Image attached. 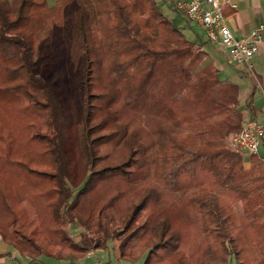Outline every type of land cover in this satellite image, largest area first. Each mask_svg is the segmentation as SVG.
Here are the masks:
<instances>
[{
	"label": "trees",
	"instance_id": "1",
	"mask_svg": "<svg viewBox=\"0 0 264 264\" xmlns=\"http://www.w3.org/2000/svg\"><path fill=\"white\" fill-rule=\"evenodd\" d=\"M67 23L80 69L74 110L42 72ZM210 41L189 37L159 0H0V55L16 56L9 70L18 75L0 90L45 110L32 136L51 163L16 161L53 185L9 189L6 241L31 260L61 244L74 261L113 241L119 259L146 255L144 264H264V161L252 154L245 167L244 151L227 144L244 109L257 112L255 88L242 109L238 83L212 62L200 68ZM15 111L21 127L34 123ZM76 222L89 239L71 238Z\"/></svg>",
	"mask_w": 264,
	"mask_h": 264
},
{
	"label": "rangeland",
	"instance_id": "2",
	"mask_svg": "<svg viewBox=\"0 0 264 264\" xmlns=\"http://www.w3.org/2000/svg\"><path fill=\"white\" fill-rule=\"evenodd\" d=\"M49 4H54L57 0H48ZM161 6L166 14L169 15L171 20L180 26L186 33L193 34L195 30H200L196 25L191 24L190 26L188 20L185 19L183 13H179L178 11H171L173 8L170 5L169 0H159ZM71 4L68 7H73ZM194 29V31H192ZM70 45V37L68 34V23L67 25L58 33L57 42L52 48V52L45 59V62L42 65V72L46 74V76L55 83V86L60 91V97L62 98L64 104L69 106L72 110L75 109L77 105V95H79L81 89L79 86L78 79L80 77V69L74 66L73 60L70 56L69 51ZM16 56H11L10 58H6L0 55V85L2 87L5 84L11 82L12 80H16L18 75L16 72H12L9 69L13 68L16 64ZM208 60H205L204 63L200 66L203 68L205 63ZM13 66V67H12ZM249 90V87L246 89L243 88L241 99L244 101L245 93ZM16 106H20L30 119L33 121V124H26V128L21 127V124L17 120V112L15 111ZM45 110L41 108H36L30 106L28 101L20 95H8L4 89L0 90V139L1 144L0 148L2 151V156L0 158V212L5 210V205H1V201L4 198H7L9 202L12 201L13 197L11 195V191L9 189H22L26 190L27 185H32L33 188L37 189L42 187L41 184L45 186H53L50 182L51 180L47 179V182H43L46 179L44 176L36 174L34 172H29L25 166L20 165L16 160L26 161L29 165L36 168H50V154L48 150V146L46 143L38 140L32 136V133L36 129H42L45 126L44 119ZM146 114L143 113L141 118V122L147 126V117ZM245 120L252 119L248 114L245 116ZM31 123V122H30ZM232 134V133H231ZM230 134V135H231ZM229 137L227 138V144L229 146ZM76 135L71 136L68 141V149L69 151H74L76 148ZM242 150V149H240ZM244 151V150H243ZM246 155L251 156L244 151ZM260 156L259 153H257ZM261 158L262 157H258ZM245 166V165H244ZM249 167V166H248ZM27 184V185H26ZM67 185H69L72 189L74 186L71 181L67 179ZM31 188V186H30ZM242 202H237L234 205V208L241 212L242 210ZM68 228V226H64ZM72 239L80 241V239H89L90 235L86 231V229L79 222L75 224V230L70 233ZM116 242L109 241V246L114 247ZM58 248V247H57ZM60 248L61 251L69 250V247ZM146 256V255H145ZM145 256L140 258L137 261H134V264H144ZM132 262V261H131ZM209 264H219L217 261H210ZM229 264H235L234 261H230Z\"/></svg>",
	"mask_w": 264,
	"mask_h": 264
},
{
	"label": "crops",
	"instance_id": "3",
	"mask_svg": "<svg viewBox=\"0 0 264 264\" xmlns=\"http://www.w3.org/2000/svg\"><path fill=\"white\" fill-rule=\"evenodd\" d=\"M232 3H235L236 6ZM224 14L227 16L228 24L234 33L240 37H247L252 33L254 27L260 21L264 20V0H230L224 7ZM190 26L193 27L191 23ZM192 33L190 34L188 32L187 34L191 38L198 36L208 38L202 29L195 30ZM208 51L209 55L205 59L208 61L205 63V66L211 62L214 63L220 69L219 75L223 81H232L239 84V96L242 109L245 108L246 101L252 89L255 88L253 104L257 112L255 115L250 110L244 109V112L245 116L249 114L251 118L258 119L264 124V35L259 42V49L252 59L251 67L245 64L230 63L228 61V50L219 42L210 41ZM247 87H249V90L245 95L248 94V96L243 101L241 99L242 91L243 88L246 89ZM259 154L264 161V134L262 136V145ZM244 165L245 167L251 165V156L244 155ZM74 241L79 242L75 239ZM113 246L111 248L108 243V248L106 249L90 247L94 250L93 255L89 256L87 254L88 251H86L83 256H76V259L72 261L71 258L67 257L69 250L61 251L60 249H68L67 246L57 244L54 252L42 253L36 260H31L26 251H22L14 244L7 242L0 233V264H92L96 257L100 258L103 264H134L131 261L119 259L117 245ZM58 253H62V256L57 255Z\"/></svg>",
	"mask_w": 264,
	"mask_h": 264
},
{
	"label": "built area",
	"instance_id": "4",
	"mask_svg": "<svg viewBox=\"0 0 264 264\" xmlns=\"http://www.w3.org/2000/svg\"><path fill=\"white\" fill-rule=\"evenodd\" d=\"M187 20L202 29L213 42H219L228 50V61L233 64L252 66V59L259 49V42L264 35V20L260 21L247 37L234 33L228 24L224 7L230 0H171ZM236 6L235 3H232ZM264 124L258 119L245 121L241 130L233 132L229 138V147L242 149L249 154L260 152ZM88 255L94 254L89 248ZM92 264H103L96 257Z\"/></svg>",
	"mask_w": 264,
	"mask_h": 264
}]
</instances>
